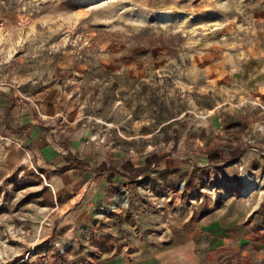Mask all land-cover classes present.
Listing matches in <instances>:
<instances>
[{"label": "rangeland", "instance_id": "obj_1", "mask_svg": "<svg viewBox=\"0 0 264 264\" xmlns=\"http://www.w3.org/2000/svg\"><path fill=\"white\" fill-rule=\"evenodd\" d=\"M258 61L264 0H0V93L39 99L63 116L49 125L129 172L119 209L125 188L204 202L237 162L249 186L262 183L252 170L264 153ZM151 157L159 162L143 169ZM24 159L0 147V264L49 250L71 208L55 205L47 170Z\"/></svg>", "mask_w": 264, "mask_h": 264}, {"label": "crops", "instance_id": "obj_2", "mask_svg": "<svg viewBox=\"0 0 264 264\" xmlns=\"http://www.w3.org/2000/svg\"><path fill=\"white\" fill-rule=\"evenodd\" d=\"M255 64L262 68L255 83L264 99V64ZM19 101L0 93V124L6 129L0 147L47 170L55 205L71 207L49 234L50 249L30 255L28 264H264V153L263 165L252 168L262 183L249 186L237 162L220 169L225 181L218 193H212L215 183L210 182L204 202L194 197L182 204L157 195L141 200L125 188L128 206L121 204L115 215L99 222L91 207L120 200V180H129V172L94 157L88 142L80 146L81 138L66 127L49 125L48 120L63 116L39 99ZM67 157L89 161L88 170L67 168ZM103 163L118 174L111 179L109 173L97 175ZM65 247L62 258L58 252Z\"/></svg>", "mask_w": 264, "mask_h": 264}, {"label": "trees", "instance_id": "obj_3", "mask_svg": "<svg viewBox=\"0 0 264 264\" xmlns=\"http://www.w3.org/2000/svg\"><path fill=\"white\" fill-rule=\"evenodd\" d=\"M24 129V128H23ZM161 161V159H160ZM66 162H67V168H71V169H78V170H83V171H87L88 170V162L89 161H84V162H80L77 160H72L70 157L66 158ZM159 161H154V157H151L149 159H147L145 165L142 167L143 169L147 170L150 169L151 167L155 166ZM124 168L131 170L133 167L132 163L128 162L126 164L123 165ZM95 173L97 175H105L109 173L108 179H111L113 177H115L118 174V171L115 168H111L108 167V165L106 163L101 164L95 171ZM136 176H140V173H136Z\"/></svg>", "mask_w": 264, "mask_h": 264}, {"label": "built area", "instance_id": "obj_4", "mask_svg": "<svg viewBox=\"0 0 264 264\" xmlns=\"http://www.w3.org/2000/svg\"><path fill=\"white\" fill-rule=\"evenodd\" d=\"M44 179V177H43ZM45 180V179H44ZM119 209V205L116 203H112L110 205H93L91 207V212L96 214V217H106L107 215H110L111 212H115Z\"/></svg>", "mask_w": 264, "mask_h": 264}]
</instances>
